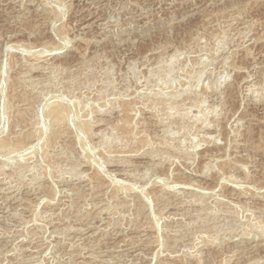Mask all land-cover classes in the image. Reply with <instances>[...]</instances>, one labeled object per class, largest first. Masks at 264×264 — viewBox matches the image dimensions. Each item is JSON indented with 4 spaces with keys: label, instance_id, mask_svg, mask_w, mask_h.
<instances>
[{
    "label": "rangeland",
    "instance_id": "1",
    "mask_svg": "<svg viewBox=\"0 0 264 264\" xmlns=\"http://www.w3.org/2000/svg\"><path fill=\"white\" fill-rule=\"evenodd\" d=\"M24 137L0 264H264V0H0V140Z\"/></svg>",
    "mask_w": 264,
    "mask_h": 264
},
{
    "label": "bare ground",
    "instance_id": "2",
    "mask_svg": "<svg viewBox=\"0 0 264 264\" xmlns=\"http://www.w3.org/2000/svg\"><path fill=\"white\" fill-rule=\"evenodd\" d=\"M79 20V19H78ZM80 21H83V25L86 23V21H87V17H83V18H81V20ZM240 23V22H239ZM90 27H92V24H87V25H85V27H83L84 29H83V32H84V30L85 29H87V28H90ZM79 30H81V29H79ZM82 39V38H81ZM79 40V39H78ZM75 49V48H74ZM77 53V52H76ZM187 101V100H186ZM182 102V101H181ZM56 104V103H55ZM60 106V105H59ZM58 105L57 106H55V107H53L52 109H51V111H50V116L52 117V126H53V128H54V135L55 134H57L58 133V131H57V129H58V127H59V125L65 120L64 118V113H63V108L61 109L60 107H59ZM125 106V105H124ZM168 110V109H167ZM168 112V111H167ZM22 113V112H21ZM166 113V112H165ZM118 116V115H117ZM100 117V116H99ZM116 117V116H115ZM128 117V116H127ZM98 119V118H97ZM119 119V118H118ZM129 119V118H128ZM114 120V119H113ZM126 120V119H125ZM124 121V120H123ZM158 121V120H157ZM66 122V121H65ZM88 122V121H87ZM98 122H99V120H98ZM110 122V121H109ZM119 122H122V120H120ZM128 122V121H127ZM101 123V122H100ZM153 123V122H152ZM83 125V130H84V132H86V134H88V132L90 131V128H91V125H90V127H89V125L86 123V122H84V123H82ZM123 124V123H122ZM124 124H125V122H124ZM128 124H129V122H128ZM121 125V124H120ZM61 126V125H60ZM98 126V125H97ZM163 126V125H162ZM123 128L125 127V125L124 126H122ZM126 127H128L127 126V124H126ZM131 129V128H130ZM100 131V130H99ZM161 131V130H160ZM123 132V131H122ZM132 132V131H131ZM163 132V131H162ZM98 134V133H97ZM129 134V133H128ZM133 134V133H132ZM164 134V133H163ZM122 135V134H121ZM137 135V134H136ZM23 136H25L26 137V135H23ZM28 136V135H27ZM98 136H99V134H98ZM124 136H127V135H124ZM18 138V139H16L15 141H13V142H9V141H7L8 139H2V140H0V148H1V150L2 149H6V151L7 150H9V152L10 151H14V150H16V148H20L21 146H22V144H25L24 143V141L25 140H27L26 138ZM29 137V136H28ZM55 137V136H54ZM128 137V136H127ZM122 138V137H121ZM126 138V137H125ZM129 138H131V137H129ZM135 138V137H134ZM30 139V138H29ZM28 139V140H29ZM123 140V139H122ZM132 140H133V138H132ZM33 141V140H32ZM162 141V140H161ZM122 142V141H121ZM124 142V141H123ZM137 142H139V141H136V143ZM144 142V141H143ZM142 142V143H143ZM27 143V142H26ZM28 143H29V141H28ZM125 143H127L126 141H125ZM133 144V143H132ZM138 144H140L141 145V142L140 143H138ZM159 145V144H158ZM137 146V145H136ZM162 146V145H161ZM165 146V145H164ZM160 147V146H159ZM18 148V149H19ZM124 148V147H123ZM137 148L138 147H136V149H135V147H134V149H135V151H138L137 150ZM140 149V148H139ZM121 150V149H120ZM157 150V149H156ZM134 151V152H135ZM148 151V150H147ZM128 152V151H127ZM130 152H132V151H130ZM159 152V151H158ZM157 152V153H158ZM116 153V152H115ZM133 153V152H132ZM144 153V152H143ZM123 154H125V152L123 153ZM127 154V153H126ZM129 154V153H128ZM156 154V153H155ZM157 155V154H156ZM159 155V154H158ZM162 155H164V153L162 154ZM166 155H168V154H166ZM120 156V155H119ZM118 156V157H119ZM141 156H143V155H141ZM151 156V155H150ZM149 156V157H150ZM161 156V155H160ZM130 157H131V155H130ZM147 157V156H146ZM152 157V156H151ZM123 158V157H122ZM122 158H118V159H121V161H122ZM117 159V160H118ZM128 159H129V157H128ZM155 159V158H154ZM115 160V159H114ZM111 161V160H110ZM148 161V160H147ZM124 162H125V159H124ZM142 162V161H141ZM129 163V162H128ZM132 165V164H131ZM240 165V164H239ZM151 167V166H150ZM233 167H235V166H233ZM89 168V167H88ZM95 172V171H94ZM122 172V171H121ZM97 173V172H96ZM96 173H93L94 175H93V177H92V179H93V187H94V185H95V187L97 188V189H99L98 191V193L97 194H100V193H102V190H104V189H102V186L104 187V185L101 183V176L99 177L98 176V174H96ZM126 173V172H125ZM100 175V174H99ZM117 175V174H116ZM122 177V176H121ZM128 177H129V175H128ZM101 179V180H100ZM89 182V181H88ZM87 182V184H86V186H88L89 187V183ZM92 182V181H91ZM136 182V181H135ZM81 184V183H80ZM91 184V185H92ZM188 184V183H187ZM42 185V184H41ZM108 185V184H107ZM186 185V184H185ZM39 186V185H38ZM191 186V185H190ZM91 187V186H90ZM113 187V186H112ZM155 187V186H154ZM46 188V187H45ZM78 188V187H77ZM162 188V187H161ZM95 189V188H94ZM97 189H95V190H97ZM90 190V189H89ZM114 190H115V188H114ZM73 191V190H72ZM105 191V190H104ZM104 191H103V193H104ZM116 191V190H115ZM152 191V190H151ZM108 192V191H107ZM119 192V191H118ZM158 192L160 193V190H158ZM163 192V191H162ZM102 193V194H103ZM106 193V192H105ZM102 194H100L101 196H102ZM124 194H125V192H124ZM129 194V193H128ZM96 195V194H95ZM115 195V194H114ZM116 195H117V193H116ZM91 196V195H90ZM97 196V195H96ZM99 196V195H98ZM122 196V195H121ZM187 196V195H186ZM163 197V196H162ZM88 198V197H87ZM109 198V197H108ZM115 198H120V199H122L121 197H115ZM111 199V198H110ZM139 199V198H138ZM196 199V198H195ZM123 200V199H122ZM189 200V199H188ZM200 201V200H199ZM18 202V201H17ZM121 202V201H120ZM167 202H169L168 200H167ZM189 202V201H188ZM133 203V202H132ZM196 203V202H195ZM130 204V203H129ZM134 204V203H133ZM176 204V203H175ZM121 205V204H120ZM124 205H126V204H124ZM143 205V204H142ZM171 205H174V204H171ZM177 206V205H176ZM120 207V206H119ZM174 207H175V205H174ZM173 207V208H174ZM112 208H114V207H112ZM232 208V207H231ZM104 211V210H103ZM164 212V211H163ZM175 213V212H174ZM109 214V213H108ZM181 215V214H180ZM79 216V215H78ZM106 216V215H105ZM180 217V216H179ZM92 218V217H91ZM103 218V217H102ZM61 221V220H60ZM184 222V221H183ZM182 222V223H183ZM179 223V222H178ZM145 226V225H144ZM92 228V227H91ZM83 229V228H82ZM81 229V230H82ZM86 229V228H85ZM103 231V230H102ZM174 232V231H173ZM170 234V233H169ZM113 236V235H112ZM148 236V235H147ZM114 239V238H113ZM122 244V243H121ZM39 246V245H38ZM147 247V246H146ZM24 250V249H23ZM144 250V249H143ZM105 251V250H104ZM31 252V251H30ZM131 252V251H130ZM31 256H32V254H30ZM114 257V256H113ZM16 258V257H15ZM144 258V257H143ZM29 259H31L30 257L28 258V260ZM34 259V258H33ZM132 259V258H131ZM91 261H93V260H91ZM29 262H31V261H29ZM35 262V261H34ZM39 264V263H38Z\"/></svg>",
    "mask_w": 264,
    "mask_h": 264
}]
</instances>
